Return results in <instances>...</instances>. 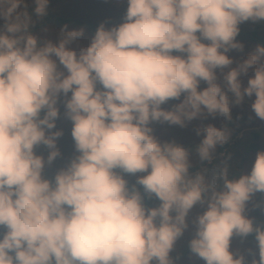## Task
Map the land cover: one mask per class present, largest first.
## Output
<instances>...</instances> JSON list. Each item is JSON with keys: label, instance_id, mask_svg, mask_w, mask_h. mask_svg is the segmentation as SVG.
Returning a JSON list of instances; mask_svg holds the SVG:
<instances>
[{"label": "clouds", "instance_id": "9594fccd", "mask_svg": "<svg viewBox=\"0 0 264 264\" xmlns=\"http://www.w3.org/2000/svg\"><path fill=\"white\" fill-rule=\"evenodd\" d=\"M5 2L11 12L23 0ZM32 3L37 17L46 14L49 0ZM126 3L123 22L100 25L79 51L72 44L85 39L82 29L61 31L55 44L39 43L27 24L0 30V264H172L198 205L192 253L205 264H245L230 243L255 232L259 260L251 264H264V229L243 215L252 195L264 193V151L246 175L228 179L223 169L222 187L210 190L203 174H189V152L161 143L150 127L183 128L205 115L230 120V105L245 97L264 121V46L239 62L227 55L243 48L241 23L264 21V0ZM60 97H68L78 155L50 181L44 170L60 155L62 132L52 131ZM170 100L179 103L162 108ZM196 131L201 161L230 138L211 124ZM41 145L46 160L36 153ZM117 169L136 175L160 205L146 209Z\"/></svg>", "mask_w": 264, "mask_h": 264}, {"label": "rangeland", "instance_id": "374dc122", "mask_svg": "<svg viewBox=\"0 0 264 264\" xmlns=\"http://www.w3.org/2000/svg\"><path fill=\"white\" fill-rule=\"evenodd\" d=\"M34 7L32 0H23L20 7L9 12L10 4L7 2L0 4V30H4L10 24H27L29 33L35 36L39 43L51 42L55 44L63 39L64 34L61 31L69 32L82 29L85 39L75 41L72 44V47L79 51L80 48L87 46V39L92 38L100 25L103 24L106 29H109L121 24L124 20L127 3L126 0H49L46 14L41 17L35 15ZM51 17H58L64 22L52 21ZM78 22H84L86 25L81 26ZM41 23L44 24V27L38 28ZM256 26L260 27V34L264 37V21L253 22L250 20L239 25V37H236V40L243 45V48L242 50H231L227 53L234 62L242 61L257 47V45L246 40L249 32ZM246 80L247 77L245 78V85ZM200 87L203 88L206 85L202 82ZM68 95L70 97L71 94L69 93ZM229 97L231 99V93H229ZM66 99L68 97H60L56 105L59 109V117L55 121L56 128L52 131L59 130L62 135L56 140V147L60 155L51 164L46 163L44 170L45 177L50 181L53 180L59 170L66 168L69 162L78 155L71 137L72 123L64 115V101ZM251 102V98L245 97L239 105H230L231 118L249 116L251 119L235 127L226 126L227 120L222 116L210 115H205L200 120L191 121L183 128L169 125L166 122H154L150 127L153 129L152 134L161 143L174 142L189 152L190 175L203 174L210 186V190H219L223 184V180L220 177L223 169H227L228 179L238 178L242 174L246 175L252 168L256 154L264 151V121L259 120L255 116L250 108ZM177 103H179L178 100H170L165 105H162V108L171 110ZM43 115L44 113L42 112L41 117ZM209 124L217 128H226L230 138L226 144L217 147L210 160L201 161L195 150L203 139V134L197 135L196 130ZM253 133L258 134L257 140L253 138ZM252 144H257L259 150H252L250 147ZM48 152L49 149L43 145L36 149L37 155H43L45 160ZM116 171L122 175L127 182V186L137 185L136 175L124 174L119 170ZM159 205L160 201L150 208H156ZM203 211L204 208L198 205L189 213L187 217L188 228L177 239L173 250L169 254L172 264H205L189 248V241L193 238L195 232L193 222L196 216L202 214ZM243 215L250 219L253 225L258 224L264 227V193L257 192L252 195L251 199L245 204ZM3 231L4 229L0 228V234ZM229 250L236 256H243L245 264H251L253 259L259 260L256 242L232 239Z\"/></svg>", "mask_w": 264, "mask_h": 264}, {"label": "trees", "instance_id": "16d2710c", "mask_svg": "<svg viewBox=\"0 0 264 264\" xmlns=\"http://www.w3.org/2000/svg\"><path fill=\"white\" fill-rule=\"evenodd\" d=\"M52 21H62L64 22L62 19H59L58 17H51ZM81 26H85L86 24L84 22H78ZM44 27V24L41 23L38 28ZM37 28V27H36ZM239 37V36H237ZM248 42L255 44V45H260V46H264V37L261 36L260 34V27L256 26L254 29H252L246 39ZM250 117L249 116H237V117H233L230 120H227L226 122V126L229 127H235L241 123H245L247 121H250ZM253 138L254 139H258V134L257 133H253ZM250 147L252 148V150L258 151V145L257 144H252L250 145ZM118 170V169H117ZM190 173V172H189ZM129 188V190L131 191L133 188H135L136 191H138L142 197V203L144 205L145 208H150L152 205H156L157 202H159V200L154 196V195H148L144 192V189L142 186H140L139 184L137 185H129L127 186ZM254 228L259 227L261 229H264L263 226L258 225V224H254L253 225ZM232 239H236V240H247L250 242H256L255 240V232H253L252 234H249L246 237H240V236H233Z\"/></svg>", "mask_w": 264, "mask_h": 264}, {"label": "water", "instance_id": "95a60500", "mask_svg": "<svg viewBox=\"0 0 264 264\" xmlns=\"http://www.w3.org/2000/svg\"><path fill=\"white\" fill-rule=\"evenodd\" d=\"M42 112H43V111H42ZM42 112H41V114H40L41 116H42Z\"/></svg>", "mask_w": 264, "mask_h": 264}]
</instances>
